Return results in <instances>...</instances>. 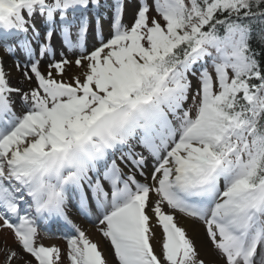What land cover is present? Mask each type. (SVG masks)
<instances>
[{
	"label": "snow or ice",
	"instance_id": "6c2138e0",
	"mask_svg": "<svg viewBox=\"0 0 264 264\" xmlns=\"http://www.w3.org/2000/svg\"><path fill=\"white\" fill-rule=\"evenodd\" d=\"M0 53V264H264V0H0Z\"/></svg>",
	"mask_w": 264,
	"mask_h": 264
},
{
	"label": "bare ground",
	"instance_id": "6f19581e",
	"mask_svg": "<svg viewBox=\"0 0 264 264\" xmlns=\"http://www.w3.org/2000/svg\"><path fill=\"white\" fill-rule=\"evenodd\" d=\"M107 2H110V0H107ZM100 3L102 5H105L106 4V0H100ZM107 9L106 8H102L101 9V13L105 12ZM129 13V11H128ZM11 56H8V55H5L4 56V62H5V65L6 67H11L13 62L11 61ZM21 81V77L19 75V73H16V72H13V83H18ZM71 213V214H70ZM69 215L71 216V218L78 224H81L83 227L85 228H92V225L83 220V218H81L74 209H72L70 211ZM181 222L182 223H185L186 226L188 227L189 231H191L194 236H195V239H196V242H197V246L201 248V252H202V255L205 256L206 259H208L209 261H212L215 259V256H214V253L211 252V248H210V245L207 244V242L205 241V235H204V232H203V229L201 226L199 225H194L192 224L190 221L186 220V219H183L181 218ZM55 229H54V232H50V234L53 236V237H58L60 235L63 234V232L65 230H63V225L58 223L57 225H55ZM91 235L94 239L96 240H99L101 242V246L104 248L105 252H109V246L107 244V242H105L98 233H96L94 230L91 232ZM4 236H7V239L9 241V243L12 242V238H11V234H4V233H0V239L2 240L4 238ZM46 244L48 243H55V244H58L60 247H64L65 246V242L62 240V239H58V238H54L52 239L51 241L49 240H45L44 241Z\"/></svg>",
	"mask_w": 264,
	"mask_h": 264
},
{
	"label": "rangeland",
	"instance_id": "374dc122",
	"mask_svg": "<svg viewBox=\"0 0 264 264\" xmlns=\"http://www.w3.org/2000/svg\"><path fill=\"white\" fill-rule=\"evenodd\" d=\"M131 18V11L129 10V13L127 12L126 13V22L129 20ZM0 54H2V53H0ZM5 56V55H4ZM11 58V61L13 62L14 61V57H10ZM1 240V239H0ZM205 241L207 242V240L205 239ZM207 244H208V242H207ZM210 248H211V246H210ZM0 259H2V257H0Z\"/></svg>",
	"mask_w": 264,
	"mask_h": 264
}]
</instances>
